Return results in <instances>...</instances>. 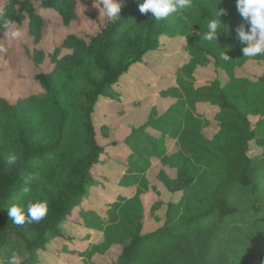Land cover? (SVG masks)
<instances>
[{"label":"trees","instance_id":"trees-1","mask_svg":"<svg viewBox=\"0 0 264 264\" xmlns=\"http://www.w3.org/2000/svg\"><path fill=\"white\" fill-rule=\"evenodd\" d=\"M39 1L3 0L0 8V21L11 19L18 28L27 22L36 45L48 26L37 11ZM142 2L122 0L120 18L109 19L88 39L71 34L52 52L36 48V65H53L34 75L40 95L16 105L0 100V260L15 253L21 264L53 262L55 240L83 238L70 233L77 214L91 213L90 219L88 213L82 217L84 225L102 231L101 214L112 220L124 197L98 214L85 209L86 200L100 210L106 206L96 196L104 185L98 168L117 167L124 174L120 183L134 188L132 197L139 199L158 187L147 177L158 160L177 174L171 192L181 194L179 201L165 204L160 214L154 206L149 218L158 225L149 228L141 217L130 242L102 264H264V56L243 57L246 45L235 29L245 22L236 0H192L190 9L159 21L139 11ZM41 4L65 25L79 18L78 0ZM216 8L226 11L220 17L224 31L218 41H205L207 19ZM165 39H184L189 69L211 67L215 77L205 87L191 85L185 98L161 116L152 109L145 125L133 127L124 143L129 153L112 159L100 143L103 125L96 108L148 57L163 53ZM66 50L71 54L60 58ZM214 102L217 133L209 141L203 130L212 123L204 110L197 111ZM252 142L261 149L254 157L248 154ZM10 153L17 156L15 165L6 163ZM37 200L48 202L41 221L12 222L8 207ZM66 251L62 244L60 252Z\"/></svg>","mask_w":264,"mask_h":264},{"label":"rangeland","instance_id":"rangeland-1","mask_svg":"<svg viewBox=\"0 0 264 264\" xmlns=\"http://www.w3.org/2000/svg\"><path fill=\"white\" fill-rule=\"evenodd\" d=\"M40 0L37 3V11L47 21L46 34L39 45H36L29 34V26L25 22L19 29L24 36L20 40L12 41L0 34V100L6 99L16 105L21 99L38 96L42 92L39 83L34 79V75L39 70L50 71L53 65L48 62L37 66L32 54L36 48H43L47 52H52L59 47L66 36L71 34L88 39L97 34L109 20L103 12L99 11V0H78L79 18L65 25L54 12L45 9ZM121 5L122 0H116ZM3 0H0V8ZM185 40L165 39V49L163 53L150 56L139 69L122 81V84L115 87V92L107 94L101 99L96 115L98 123L102 127L103 138L100 143L103 145L112 159L121 157L127 153L129 148L125 146L126 140L130 137L132 128L145 125L152 109L158 111L159 116L168 112L181 98H185L186 90L191 85L205 87L208 79L215 77L211 67L205 70L189 69L190 55L186 53ZM71 51H62L60 58L69 56ZM65 56V57H66ZM218 105L212 103L210 107L203 106L197 112L204 110L211 125L203 130L207 140L214 141L217 129L214 123V111H218ZM199 114V113H198ZM206 119V118H205ZM256 123V122H255ZM180 141V136H175V141ZM129 153V152H128ZM261 153V149L255 142L251 143L249 155L254 157ZM116 166V164H115ZM205 166L201 164L200 167ZM117 167L108 165L100 166L97 171L98 179L104 185L98 187L97 198H101L103 205L100 210L90 200L84 202L86 210L100 211L111 209L116 205L118 199H122L121 206L116 210V215L112 220L105 219V214H101L100 223L104 228L96 232L92 226H86L82 217L87 213L77 214L74 219L76 223L72 225L70 233L75 236H82L71 241L55 240L52 250L55 252V260L49 264H102L106 262L109 254L119 255L125 245L130 240V231L137 224L141 217H144V224L149 228H154L158 222L149 218L153 207H159L156 213L160 214L169 202L179 201V195L171 192L172 182L177 177L170 164L161 163L154 160L151 167H148L147 177L152 185L157 184L154 190L152 187L143 193L141 198L134 199L132 191L134 188H125L120 183L124 174H119ZM102 177H105L103 180ZM162 183V184H161ZM137 187L135 190H137ZM129 207V208H127ZM161 208V209H160ZM134 213V214H133ZM90 219L91 213L86 215ZM95 217H98L96 215ZM62 244L66 247V252H60ZM47 264V263H46Z\"/></svg>","mask_w":264,"mask_h":264},{"label":"clouds","instance_id":"clouds-1","mask_svg":"<svg viewBox=\"0 0 264 264\" xmlns=\"http://www.w3.org/2000/svg\"><path fill=\"white\" fill-rule=\"evenodd\" d=\"M99 11L111 20L120 18L121 5L116 0H99ZM192 7V0H143L139 4V11L143 14L152 13L156 20L168 18L171 14H180L184 10ZM236 8L245 23L240 24L236 29V38L242 45L243 57L256 58L264 56V0H236ZM226 11L221 9L215 11V16L207 19L206 31L202 39L205 41H218L219 36L224 31V24L220 17ZM0 30H3L7 39L16 41L23 38L24 33L16 26V22L11 19L0 21ZM224 60H230L229 56L222 53ZM17 156L10 153L6 157L8 165H15ZM28 189L25 188L24 192ZM8 215L12 222L22 225L41 221L48 213L47 200H37L36 202L23 204H12L7 208ZM0 264H21V258L13 253L7 261L0 260Z\"/></svg>","mask_w":264,"mask_h":264}]
</instances>
